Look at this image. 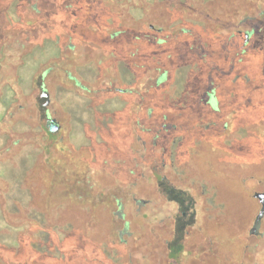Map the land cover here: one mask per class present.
Segmentation results:
<instances>
[{
  "label": "trees",
  "instance_id": "obj_1",
  "mask_svg": "<svg viewBox=\"0 0 264 264\" xmlns=\"http://www.w3.org/2000/svg\"><path fill=\"white\" fill-rule=\"evenodd\" d=\"M219 1L0 0L3 30L17 29V34L21 33L10 48L7 43L0 45V67L8 63L6 48L12 52L20 51L21 63L15 70L18 85L20 69L37 49L45 50L50 45L56 49V54H50L52 57L38 67L37 73L48 66L41 78L54 69V60L63 54L62 35L69 32L72 44L66 49H71L74 54L72 67L75 70L72 73L66 71V79L72 78V85L85 90L94 106L109 99H121L125 103L118 110L97 111V131L101 133L105 155L116 158L110 161L118 164L117 172L112 173L115 176L113 188L93 177L87 182L79 179L87 174H74V167L81 166L83 158L92 165L100 157V146L92 144L74 148L72 158L76 163L75 160L72 163V174L70 170H64L67 164L64 165L63 160L46 162L50 176L45 182L50 192L44 196L45 205L39 196L42 187H46L40 185L41 180L33 178L34 172H40V162L31 166L19 182L27 197L13 196L9 201L0 192V264H139L138 255L129 248L131 231L128 223L123 226L121 223L126 200L118 190L122 189L121 182H126L127 177H131L133 186L155 177L154 182L161 186V190L163 188L161 193L167 198H171L174 192L182 194V190L171 183L174 175L203 197L210 195L213 198L220 190L221 197L230 200L231 195L222 193V187L227 186L240 193L255 189L249 180L225 176L221 171L225 157L216 161V169L213 167L202 172L194 148L203 145L207 139L209 141V135L203 133L198 137L200 132L194 131L189 138L186 136L187 128L196 127L199 122L194 110L204 81L210 78L214 82L222 78L229 81L230 77L226 71L233 62L230 48H227L229 36L217 34L228 26L230 17L220 16L222 8L216 17L209 12ZM47 3H51L52 8ZM162 11L169 13L167 18L172 23L161 21ZM207 16L210 19L203 20ZM144 23L148 24L146 30ZM29 33H34L35 37ZM28 42L33 46L24 51ZM14 43L18 44L17 51L12 50ZM220 51L225 53L220 55ZM88 64L96 65L98 71L92 81L79 72ZM120 65L126 68L128 77L122 76ZM223 69L228 75L221 77ZM176 76L183 80L178 94L174 92ZM7 86L9 92H16L12 85ZM44 87L45 81H42L41 88ZM48 103L44 101L43 106ZM44 114L41 128L48 144L66 150L64 139L58 137L63 127L57 121V130L53 129L46 121L50 115ZM147 119L149 122L145 123ZM138 131L142 135H138ZM149 132H154L151 142L143 137ZM217 147L223 154L225 150L226 154L230 153V144L219 143ZM200 148L197 147L198 152ZM151 151H155L153 157L160 160V167L165 171L147 177ZM104 159L105 163L110 162L108 157ZM124 163L129 164V175L123 177L118 172ZM59 165L64 169L60 170ZM184 174L189 178L187 183L186 179L183 180ZM213 174L219 177L215 178ZM143 202L139 200L138 204ZM171 227L174 228V237L167 241L170 256L174 249L182 247V241L179 243L177 239L180 240L186 232L180 219H176ZM209 234L208 240L212 238L210 231ZM208 261L211 260L203 258L189 264Z\"/></svg>",
  "mask_w": 264,
  "mask_h": 264
},
{
  "label": "rangeland",
  "instance_id": "obj_2",
  "mask_svg": "<svg viewBox=\"0 0 264 264\" xmlns=\"http://www.w3.org/2000/svg\"><path fill=\"white\" fill-rule=\"evenodd\" d=\"M106 1L107 0H103L105 3ZM217 4V6L215 5L209 10L210 14L215 15L216 17L218 15V11L222 8L223 11L220 16L223 15L226 18L230 17V23L228 26L221 32L217 33L220 35L224 34L228 36L233 23L238 24V26L243 29H249L252 24H255L256 22L258 23L264 19V0H252L251 3H247L245 0H230L226 3L224 0H221V2L219 1ZM47 6L52 8L51 3H47ZM50 11H52V9ZM161 13H163L161 15V21L166 20L168 23H172L167 18L169 16L168 12L166 13L162 11ZM247 13L255 14V16H258V19L248 22L247 24H242L241 21ZM206 18L210 19V17L207 16L203 17V20ZM97 19H99V17H97ZM262 23H264V21ZM142 25L145 27V30L148 29V24L144 23ZM3 26V19L0 18V45L2 43H7L10 48L11 43L18 37L17 35L21 36V33L19 32V34H17V29L3 30ZM29 34L35 37L34 33ZM36 35L38 34L36 33ZM62 36L64 38L62 44L63 54L61 58L54 60V69L47 72L43 79L41 78L40 75L46 68H48V66L41 68L37 73L38 67L42 62H45L47 59L52 57L53 54L55 55L56 49L52 47V45L48 46L45 50L37 49L28 59H26L25 65L20 69V85L17 84V76L15 72L17 65L21 63V54L18 53L20 51L12 52L6 48L8 63L0 67V192L4 193L6 197H8L9 201L13 196H16L17 198L27 197L25 189L19 182L24 178V175H26L31 166L34 164L37 165L36 163L40 162V172H34L36 174L33 178L34 180H41L42 183L40 185H44V187H46H42L43 191L39 196L41 199L40 202L45 205L47 202H45L44 196L50 192L48 191V184L45 182L50 176L49 166L46 165V162L54 159H57L58 162H62L63 160V164H67V166H64V169L62 165H59L60 170H70V174H72V163L74 164L73 161L75 160V158H72V156L74 157L75 155L74 148H79L82 145L93 144L96 147L100 146V157H98L96 163L92 165H90V163L83 158L81 166L78 164V166L76 165L77 167H74L76 168L74 174L76 175L77 172L79 174H87L79 177V179H84L86 182L89 181V177H93V179L103 181L106 186H111L113 188L115 185V182L113 181L115 176H113L112 173L117 172L115 169L118 164L115 161H110L115 160L116 158L114 159L111 158L110 155H105L106 150H104L105 147L101 139V133L98 134L97 131L99 128V124L97 123V111L106 112L109 110H118L123 108L125 103L121 99H109L104 103L94 106L88 100L87 96H89V94L85 90L72 85V78L68 77L66 79L67 76L65 72L69 71L72 73V70H75V68L72 67V56L74 54L72 55L71 49H66L67 45L72 44V40L69 39V32H66V34L63 33ZM4 38L6 39L3 42ZM229 42L227 43V48L232 45L230 40ZM32 46L33 43L28 42L24 51L31 50ZM17 49H19L18 44L14 43L12 50L17 51ZM88 51L91 50L88 49ZM221 53L225 52L220 51L219 54L221 55ZM50 54L52 55L49 56ZM234 69V67H229V69L226 70L229 72V81H225L223 78L218 79L216 82H214L211 78L206 82L204 81L200 91V96L195 103L196 107L194 110V113H197L196 118L199 122L196 127L190 126L186 131V136L188 138L193 135L194 131L197 133L200 132L198 137L200 135L203 136V133L209 135V141L207 139V142H204L203 145L201 144V146H197L204 149L203 154L205 157L203 156V162L200 158V155H202L201 148L199 152L197 147L194 148L196 149L195 153L198 154L197 162L199 169L202 172L209 171L215 167L216 161L221 157L226 158L224 160V168L221 170L224 172L225 176L233 174L244 175L247 170L245 169V162L242 160L243 158L240 150L237 151V156L234 160L232 155V145L229 154H226V150L223 154L221 149L217 147V144L219 143L226 145L231 144L232 137L238 141L241 134L226 133L227 131H224L222 128L224 124L223 114L218 112L213 113L214 110L211 109L208 104V93L216 86L217 88L219 87L216 91L221 98H225L229 93H242L240 90H242L244 85L233 80L234 75L237 72V69ZM238 70H241L243 73L244 71H247V68L241 66ZM224 71L225 69L220 72L221 77L228 75L224 74ZM79 72L82 77L91 81L94 80L98 74L97 67L94 64L82 66ZM120 72L122 76H129L128 71L123 65H120ZM42 81H45L44 89H46L49 93V103L44 106L43 102L47 100V97L42 96ZM175 81L177 83V87L174 86V92L175 94H178V87L183 85V80L182 78L180 79L176 76ZM201 83H203V81H201ZM7 85H12L16 92L14 94L9 92ZM253 87L255 89L258 86L254 85ZM44 113H48L50 117L57 119L58 124L63 127V129L58 133V137H62L64 139L63 145L66 150L62 151L59 148H56L55 145L48 144L49 140L45 139V133L41 128V121L42 119H45ZM207 120L217 121L216 127L219 132L215 136L209 134L208 131L203 129V125L206 124ZM144 122L148 123L149 120L147 119ZM138 135H142L141 132L138 131ZM153 136L154 132H149L143 135V137L150 140V142L152 141ZM87 152L89 153V150ZM150 153L152 157L148 160L149 167L146 173L147 177L153 175L154 173H164L165 170L160 167V160L153 157L155 151H151ZM157 153L159 152H156V154ZM189 155L192 156L191 150ZM82 157L83 156L81 155L80 158ZM107 157L110 162L105 163L104 158ZM212 159H214L215 164L209 165V162ZM127 165L129 164L124 163L122 167L119 166L120 170L118 173L123 175V177L124 175H129ZM184 176L183 180L186 179L185 181L187 183L189 178L186 174H184ZM149 178L144 180L142 183L133 186L131 177H127L125 178V180L127 179L126 182H121L122 189L118 190L119 195L123 194L126 200L125 216L121 219V223L122 226L125 222L128 223L129 232L131 231V235L128 237L129 248L132 251L134 250V252L138 255L136 260L139 261V264H189L194 259L192 256H188L186 258V248L184 245L182 250H180L181 252H176V255L172 257L168 255L169 249L167 247V239L171 237L172 220L177 216H180V218L183 217L182 213L186 210L188 213H186L187 216H185L184 220H191L193 223L196 221V224L193 225L192 229L193 235H197L198 231H196V229L197 227L200 228L199 224L202 225V223H205L204 226L208 227V229H206L207 236H205L206 234L199 236L202 241H207L208 236L210 235L209 230H211L210 233H214V229L212 227L217 216V208L213 207L214 200L210 195L207 197L205 196L203 199L205 200L204 207L206 210L205 208L203 210V207L199 204H195V209H193L191 203L187 199L190 198V196L187 197L188 194H185V192L182 194L174 192L172 193L171 198H167L161 193L163 188L161 190V186L158 185L157 182H154L156 181V178ZM178 179L176 175H174L171 180L173 182L172 184L176 185L180 189L184 188L185 183L178 181ZM139 189L141 190L139 191ZM218 192L221 193L220 190ZM240 192L241 191L237 189L231 190L230 186H227V188L222 187V193L224 195H237L235 198V204L231 207L229 214L231 212L236 214L235 218L239 221L245 216L246 213L244 212L247 209L245 199L242 196L243 194ZM221 199L227 200L228 198L222 197ZM139 200H143L144 202L142 204H138ZM187 207L189 208L186 209ZM220 212L222 224L228 223L227 220L229 219V214L226 213L223 208L220 209ZM192 215L193 218L196 215L197 219L196 217L194 220L191 219ZM225 216L228 218L226 219ZM182 219L183 218H181V220ZM226 226H228V224ZM222 230L227 231V229L223 227ZM229 231V236L234 234L232 230L231 233ZM253 250V258L255 260L258 259L257 262L259 261L257 264H264V248L258 249V251L256 250L257 252H255V248ZM205 259H209L211 261L204 262L203 264H215V260H213L212 256H206ZM200 262L202 263L203 261Z\"/></svg>",
  "mask_w": 264,
  "mask_h": 264
},
{
  "label": "flooded vegetation",
  "instance_id": "obj_3",
  "mask_svg": "<svg viewBox=\"0 0 264 264\" xmlns=\"http://www.w3.org/2000/svg\"><path fill=\"white\" fill-rule=\"evenodd\" d=\"M247 3H251L252 0H245ZM250 9V8H249ZM258 19L255 14L247 13L242 19L241 23L247 24L253 20ZM264 19L260 22L252 24L250 28L243 29L238 24L233 23L229 32V39L231 41L230 54L232 59V68L234 67L237 72L234 76L235 82L243 84L242 93H229L225 98H221L217 94L214 87L212 93H208V104L213 113H222L224 124L222 126L226 133L237 134L240 133L241 137L238 141L232 137V155L233 159H236L237 151L240 150L242 154V160L245 162L247 169L244 175H228L226 177L235 180L251 181L256 186L253 190H245L242 192V196L246 202L245 216L239 221L236 214L230 212L231 207L235 204V198L237 195L231 196L230 200L221 199L220 192L218 190L214 193L213 202L214 208H217V216L215 223H213L212 238L207 241L199 238L201 235L207 234L205 223L199 224L197 227V235H193V225L196 221H185L186 210L183 212V218L180 216L175 217L173 225L176 219H180V222L184 229L181 246L186 248V258L192 256L194 260H201L206 256H212L215 260V264H257L258 259L253 258V252L264 247ZM230 43V42H229ZM244 66L247 71L241 72L239 67ZM254 85L258 87L254 89ZM220 86V85H219ZM47 91L42 89V94ZM48 92V91H47ZM49 102L48 100H46ZM210 117V116H208ZM46 121L51 124L52 128L57 130V120L54 117H46ZM216 120H207L204 124V130L209 134L216 135L219 130L216 127ZM240 141V142H239ZM202 155H200L203 162L205 155L204 149L201 148ZM204 156V157H203ZM214 159L209 162V165H214ZM244 166V167H245ZM213 177H219L217 174H213ZM171 183H173L171 181ZM176 186V185H175ZM182 193L188 194L187 198L191 203L193 209L195 204H199L203 207V196L200 195L197 190L185 185L181 189ZM187 192V193H186ZM200 197V198H199ZM183 202V201H182ZM181 203V201H180ZM209 204V203H208ZM199 206V207H200ZM224 206V207H222ZM187 207L186 209H188ZM226 211L229 214L228 223L222 224L220 209ZM230 208V209H229ZM208 209V207H207ZM206 210V208H205ZM195 211V210H193ZM196 212V211H195ZM196 214V213H194ZM196 217V215H195ZM193 215L191 216V219ZM227 219L228 217L225 216ZM197 219V217H196ZM172 224V223H171ZM228 224V226H226ZM204 226V227H203ZM222 227L227 229L222 230ZM230 231H229V230ZM234 234L228 235V231ZM211 231V230H209ZM174 237V228H172L170 240ZM179 237V236H178ZM210 241V242H209ZM178 242V239H177ZM176 242V244H178ZM175 244V246H176ZM174 249V254H168L170 257L176 255V252L182 250ZM257 250V251H256ZM181 252V251H180Z\"/></svg>",
  "mask_w": 264,
  "mask_h": 264
},
{
  "label": "water",
  "instance_id": "obj_4",
  "mask_svg": "<svg viewBox=\"0 0 264 264\" xmlns=\"http://www.w3.org/2000/svg\"><path fill=\"white\" fill-rule=\"evenodd\" d=\"M42 96H46V97H47V100H48V98H49V93H48L47 91H45V92L42 94Z\"/></svg>",
  "mask_w": 264,
  "mask_h": 264
}]
</instances>
